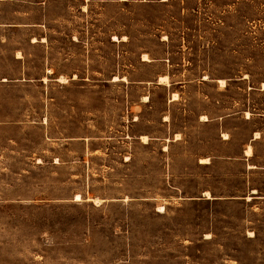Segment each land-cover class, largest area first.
<instances>
[{
    "label": "rangeland",
    "instance_id": "rangeland-1",
    "mask_svg": "<svg viewBox=\"0 0 264 264\" xmlns=\"http://www.w3.org/2000/svg\"><path fill=\"white\" fill-rule=\"evenodd\" d=\"M0 264H264V0H0Z\"/></svg>",
    "mask_w": 264,
    "mask_h": 264
},
{
    "label": "bare ground",
    "instance_id": "bare-ground-1",
    "mask_svg": "<svg viewBox=\"0 0 264 264\" xmlns=\"http://www.w3.org/2000/svg\"><path fill=\"white\" fill-rule=\"evenodd\" d=\"M45 39H46V38L44 37L43 40H45ZM36 40H37V39L34 38V41H36ZM144 59H146V60H149V59H150V58L148 57V54H147V53H144ZM119 78H120V77H117V76H116L115 79L117 80V79H119ZM121 78L124 79L125 77H121ZM168 78H169V75H168V74L161 75L160 78H159V82H165V81H168ZM206 78H207V76H206ZM64 81H65V80H64ZM220 81H221L222 83H224V80H223V79H220ZM177 97H178V94L175 92V93H174V99L177 98ZM144 98H145V100H148L149 97L146 95V96H144ZM224 134H225V135H228V133H226V132H225ZM176 135H177V138H178V137L180 136V133H177ZM257 136H259V132H258V131L256 132V137H257ZM142 139H143L144 141H148V135L143 134V135H142ZM252 150H253V149H252V146H251L250 144H248V146H247V148H246V154H247V155H251V154H252ZM201 162H208V158H207V157H203V158L201 159ZM253 192H256V189H254ZM206 193L208 194V197H209V198L212 197V195H211L208 191H207ZM207 194H206V195H207ZM79 197H80V196H79ZM248 198L251 199V196L249 195ZM77 199H78V198H77ZM95 199H96V198H95ZM96 200H97V199H96ZM100 200H101V199H100ZM97 201H99V199H98ZM101 201H102V200H101ZM95 202H96V201H95ZM99 202H100V201H99ZM159 207H162V206H159Z\"/></svg>",
    "mask_w": 264,
    "mask_h": 264
},
{
    "label": "crops",
    "instance_id": "crops-1",
    "mask_svg": "<svg viewBox=\"0 0 264 264\" xmlns=\"http://www.w3.org/2000/svg\"><path fill=\"white\" fill-rule=\"evenodd\" d=\"M224 133H225V132H224ZM176 134H177V133H176ZM179 137H180V136H179ZM179 137H178V138H179ZM257 137H258V136H257ZM250 145H251V144H250ZM251 146H252V145H251ZM252 149H253V147H252ZM252 154H253V150H252ZM252 154H251V155H252ZM202 158H203V157H202Z\"/></svg>",
    "mask_w": 264,
    "mask_h": 264
}]
</instances>
